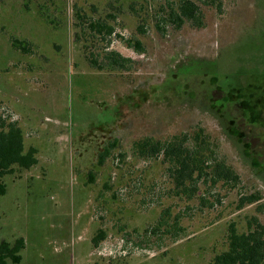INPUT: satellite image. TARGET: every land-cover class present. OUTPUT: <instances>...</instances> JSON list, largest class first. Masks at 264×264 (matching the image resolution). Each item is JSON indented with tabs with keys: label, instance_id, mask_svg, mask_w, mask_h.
Masks as SVG:
<instances>
[{
	"label": "rangeland",
	"instance_id": "obj_1",
	"mask_svg": "<svg viewBox=\"0 0 264 264\" xmlns=\"http://www.w3.org/2000/svg\"><path fill=\"white\" fill-rule=\"evenodd\" d=\"M178 2L0 0V115L38 158L16 165L0 195V244L23 238L20 264H211L230 224L264 223V0H196L201 23L181 26L168 15ZM77 11L116 15L96 44L129 68L88 62ZM199 128L240 180H200L188 197L163 152L142 157L137 145Z\"/></svg>",
	"mask_w": 264,
	"mask_h": 264
},
{
	"label": "trees",
	"instance_id": "obj_2",
	"mask_svg": "<svg viewBox=\"0 0 264 264\" xmlns=\"http://www.w3.org/2000/svg\"><path fill=\"white\" fill-rule=\"evenodd\" d=\"M169 17L177 25L186 22L199 24L200 11L196 0H179L175 7H170ZM79 22L81 35L85 43L82 49L88 62L98 70L112 71L115 69H127V65L132 60L120 54L118 51L111 50L102 52L96 41L99 36L106 38L114 32V26L108 22L107 18L115 19V14H108L106 18L92 19V16L76 12ZM141 16V15H140ZM48 21L53 26L52 18L46 15ZM143 18H140V23ZM58 27V26H56ZM141 32H145L144 23L139 25ZM87 44L86 41H89ZM81 41V37L79 38ZM103 40V39H102ZM13 45L21 49L24 53H30L24 45L26 42L18 39L13 40ZM99 42V41H98ZM126 44L134 48L139 53L144 52L143 41L139 38H128ZM109 45V44H107ZM109 46H104V48ZM100 49V50H99ZM224 101V102H223ZM222 104L227 105L229 99L223 100ZM149 143V144H148ZM138 154L142 157L157 155L162 151L164 159L170 162L168 167L171 172L177 189L191 197L200 180L210 181L213 184L218 182L234 184L240 180V175L235 169L225 161L219 160L215 155V150L205 139L204 130L186 132L182 135H175L167 141L145 139L138 145ZM149 146V149H148ZM109 153L105 148L99 155L101 164ZM210 161V162H209ZM38 162L37 149L30 147L25 149L24 136L21 127L15 121H10L0 115V195L6 193V184L4 178L6 175L14 172L17 165L26 169L31 168ZM187 183H191L188 185ZM260 198L256 194L242 195L239 198V207L255 203ZM204 200H207L206 198ZM208 203L209 200H207ZM220 201V200H219ZM212 206L213 204L210 203ZM258 211H261L259 208ZM96 234L93 237V243L98 245L105 237L104 232ZM228 247L226 250L215 254L211 264H264V223L257 216H253L248 221V230L238 232L234 223L230 224L228 229ZM25 247L23 238L17 239L13 244L3 241L0 244V264H8L10 259L13 264H20L22 260L21 250Z\"/></svg>",
	"mask_w": 264,
	"mask_h": 264
}]
</instances>
